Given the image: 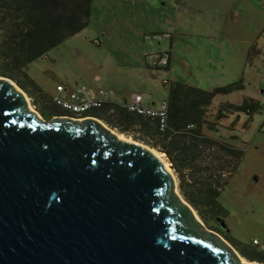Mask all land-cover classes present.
<instances>
[{"label":"water","instance_id":"water-1","mask_svg":"<svg viewBox=\"0 0 264 264\" xmlns=\"http://www.w3.org/2000/svg\"><path fill=\"white\" fill-rule=\"evenodd\" d=\"M25 97L0 77V264H242L151 148Z\"/></svg>","mask_w":264,"mask_h":264},{"label":"rangeland","instance_id":"rangeland-1","mask_svg":"<svg viewBox=\"0 0 264 264\" xmlns=\"http://www.w3.org/2000/svg\"><path fill=\"white\" fill-rule=\"evenodd\" d=\"M222 1L226 4L231 2V0ZM161 3L166 4L164 9L166 12L174 14L175 19L178 18V27L174 35L186 41L176 42L178 48L175 49L173 58L175 66L172 71L168 70L169 60L166 67L153 68L150 65V55L145 59L148 46L154 41L145 38L143 40V28L149 30L148 28L156 26ZM195 3L196 0L190 2V4ZM233 3L238 4L237 0H233L230 5L232 6ZM176 5L181 8L179 11ZM253 8L257 11L263 9L258 4ZM186 14L188 9H184L177 0H92L88 26L67 38L43 58L30 63L27 74L42 93L50 97L55 94L57 85L69 89L86 86L90 90L105 89L124 98L141 94L145 101L154 102L156 107L160 106L162 99L167 98V89L174 83L210 92L219 87L241 82V90L227 95H217L213 99L206 116L211 128H206L205 133L215 139L221 138L227 144L231 142L235 148L243 152L235 176L229 178L227 173L226 177H223L227 183L230 182V185L218 199L220 205L229 214L226 220L227 236L245 246L255 247L264 252V50L259 54L255 49L256 53L245 59L244 66L241 65L237 69L239 75L235 81H227L217 86L216 83L207 80L208 68L204 61L206 57L199 54L207 47V42L200 40L199 36L208 37L209 30L206 29L205 24L210 22L211 18L207 14H201V18L199 14H192L193 19L185 23ZM251 24L253 23H245L241 19L235 23L227 21L224 29V20L214 25L218 32H225V39H238L225 40L226 47L233 51L245 49L249 43L251 46L254 45L252 42L256 41L264 44L262 32L264 29L261 28L264 25L263 20L255 21L256 33L253 34L252 42L245 34V29L248 30ZM163 34H169L170 37L160 39V42L173 39L171 33ZM163 34L154 35L161 37ZM165 44L167 42L161 43L159 50H162ZM230 67H226L227 77L235 69ZM26 97L37 112V107L33 106L36 104L34 100L27 94ZM249 99L258 102L254 111L249 113L228 111L227 116L217 117L219 107L226 104L240 106ZM56 117L65 116L62 113L52 114L49 121ZM112 131L120 134L115 130ZM122 135L139 143L132 137ZM164 158L171 163L176 193L182 198L178 174L168 157L165 155ZM193 212L199 218L197 212L195 210Z\"/></svg>","mask_w":264,"mask_h":264},{"label":"trees","instance_id":"trees-1","mask_svg":"<svg viewBox=\"0 0 264 264\" xmlns=\"http://www.w3.org/2000/svg\"><path fill=\"white\" fill-rule=\"evenodd\" d=\"M91 3L92 0H0V77L12 80L33 99L36 103L33 106L46 120L61 112L28 76L27 67L86 28ZM241 88V82L210 92L171 84L167 89L168 131L165 133H159L154 120L116 106L106 105L89 116L120 134L165 152L178 174L182 198L206 224L208 216L217 215L223 208L218 199L230 185L223 177L228 173L231 178L236 173L243 155L231 142L227 144L205 133L206 128H211L206 120L207 112L217 95ZM257 104L252 99L240 106L226 104L219 107L217 117L227 116L228 111L249 113ZM235 245L243 258L253 261L246 253L248 246L239 242ZM259 256L255 258H263Z\"/></svg>","mask_w":264,"mask_h":264},{"label":"crops","instance_id":"crops-1","mask_svg":"<svg viewBox=\"0 0 264 264\" xmlns=\"http://www.w3.org/2000/svg\"><path fill=\"white\" fill-rule=\"evenodd\" d=\"M233 0H231L232 2ZM177 2L184 6V9H188V14L184 17V22L189 23L190 20L193 19L192 14H199L200 18L202 17L201 14H207L211 18V21L206 23V29H208V37L207 36H199V39L202 41L207 42V47L204 50H201L199 53L200 56L206 57L204 59L208 71L206 78L208 81L211 80L212 83H216V85H222L227 83V81H235L237 79V76L239 75V72L237 69L241 65L244 66L245 59L251 57L252 53L253 55L256 53L255 49L259 51L264 50V44H260L259 41H256L255 43L252 42L253 34L256 33L254 23L258 20H263L264 23V0H237L238 4L231 6L230 3L226 4L225 1L222 0H196L197 3L190 4L191 0H177ZM225 3V4H224ZM258 4L263 7L262 10L257 11L256 8H253ZM166 4L161 3L160 7L161 10L159 11V18L156 21V26L152 28H148L149 30H145V27L143 28V40L145 34H163V33H171L172 38L169 41H156L151 42L152 45L148 46V51L145 54V59L148 58L149 55L159 52V53H166L168 52V70L172 71L173 69V58L175 57V49L178 47L176 46L177 40H181L183 43L185 39H178L174 35V33L177 30L178 24V18L175 19L174 14L166 12L165 9ZM177 11H179L181 8L176 5ZM182 13L185 14L184 10H182ZM259 17V18H258ZM224 18V19H222ZM242 19V22L245 23H253L252 29L251 25L248 27L249 29H245V34L248 37V40L251 41L254 45L249 46L245 49L241 50H230L226 47L225 40H235L237 38H230L225 39L224 35L225 32H218L215 28V23L220 22L221 20H224L223 29L226 28L227 21L231 22H237ZM202 25V24H201ZM264 29V25L261 27ZM174 29V32H172ZM252 30V32H251ZM264 33V30H262ZM174 36V37H173ZM245 36V37H247ZM190 37H193L190 35ZM204 39V40H203ZM238 40V39H237ZM246 41V40H244ZM165 47L162 50H159L161 47V43H165ZM178 49V53H179ZM203 60V58L201 57ZM234 67V71L229 75V77L226 76L225 71L226 67ZM230 67V68H231ZM229 68V69H230ZM166 99H162L161 102ZM144 104L151 106L153 108H158L155 106L154 102H147L143 99ZM161 104V103H160Z\"/></svg>","mask_w":264,"mask_h":264},{"label":"built area","instance_id":"built-area-1","mask_svg":"<svg viewBox=\"0 0 264 264\" xmlns=\"http://www.w3.org/2000/svg\"><path fill=\"white\" fill-rule=\"evenodd\" d=\"M170 37L169 34H163L161 37L154 34L144 36L146 40L160 41ZM168 52H155L150 55V65L153 68H164L168 65ZM52 104L64 115L63 118H70L75 121H83L88 118H94L89 115L99 111L106 105L116 106L125 109L127 112L143 116L154 120L159 133L168 131V103L162 101L158 108H153L144 104L141 94H136L130 98H124L120 95L111 93L105 89L90 90L86 86L77 88H66L63 85H57L55 94L51 96ZM97 119V118H94ZM98 120V119H97ZM190 125L188 128H191Z\"/></svg>","mask_w":264,"mask_h":264},{"label":"flooded vegetation","instance_id":"flooded-vegetation-1","mask_svg":"<svg viewBox=\"0 0 264 264\" xmlns=\"http://www.w3.org/2000/svg\"><path fill=\"white\" fill-rule=\"evenodd\" d=\"M233 146H235V145L233 144ZM234 176H235V174H234ZM228 215H229L228 212L222 208L221 210L218 211L217 215L208 216L205 225H206L207 229L210 231V233L213 234L212 237L217 236L224 243L225 242L228 243V245H230L233 249H235L237 251L236 245H235V242H237V241L234 238L227 236V233H226L227 229H228L227 228V221H226L228 218ZM246 253L248 255H251V259L253 260L251 262H258L260 264H264V252L259 251L255 247H247ZM259 254H260L259 257H263V258H261V259L255 258Z\"/></svg>","mask_w":264,"mask_h":264},{"label":"bare ground","instance_id":"bare-ground-1","mask_svg":"<svg viewBox=\"0 0 264 264\" xmlns=\"http://www.w3.org/2000/svg\"><path fill=\"white\" fill-rule=\"evenodd\" d=\"M25 98H26L25 100L28 102L29 110L32 111V112H35V110L31 107V105H30V103L28 101V98L27 97H25ZM36 114H37V117H41L38 113H36ZM117 135H118L119 139H122V140H125V141H128V142H133V140H131L130 138H128V137H126V136H124L122 134H117ZM150 151L163 164V167H164L165 171L168 172L174 179V176L172 175L171 163L167 162L165 160V158H164L165 157V153L157 152L154 149H150ZM193 214H194L195 218L197 220H199V218L195 215L194 212H193ZM239 259H240V262L242 264H258L256 262H248V261H246L245 259H243L240 256H239Z\"/></svg>","mask_w":264,"mask_h":264}]
</instances>
